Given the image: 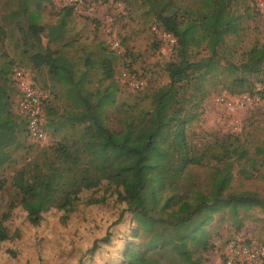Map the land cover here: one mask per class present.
<instances>
[{"label": "trees", "instance_id": "trees-1", "mask_svg": "<svg viewBox=\"0 0 264 264\" xmlns=\"http://www.w3.org/2000/svg\"><path fill=\"white\" fill-rule=\"evenodd\" d=\"M42 1L51 0H17L2 19L14 21L23 32L27 62L34 68L47 67L50 79L62 84L70 101L58 121H44L45 129L65 123L70 134L39 149L41 174L11 182V199L0 215V247L11 237L6 222L16 209L36 225L52 209L61 210L66 220L81 200L86 205L103 202L109 191L108 196L123 205L119 218L130 212L136 222L132 236L138 238V252L160 264H206L204 254L212 246L209 227L215 214L226 211L241 224L242 213L254 209L264 213V194L236 188L233 158L205 164L194 157L187 126L196 116L198 102L209 94L203 83L210 75L215 79L213 72H223L229 85L244 84L264 99V42L252 44L240 62L222 64L219 49L241 23L236 0H199L196 8L181 7L176 0H142L156 25L174 34L177 43L176 58L165 63L168 82L151 92V107H137L118 100L115 64L119 55L108 46L101 45L99 68L109 82L90 87L91 64L84 57L88 68L78 69V62L68 54L73 42L63 41L64 18L46 32L39 23ZM63 7L64 16L74 9ZM23 16L28 18L26 28ZM4 35L0 24V46ZM201 50L208 54L193 58ZM12 63L0 60V171L12 167L13 153L25 147L28 136L25 121L14 107ZM47 103L44 112L51 109ZM200 167L206 169L204 177L197 173ZM102 186L103 194L96 196L95 189ZM109 235L101 240L107 242ZM97 247L94 240L89 251ZM7 251L14 255L13 250Z\"/></svg>", "mask_w": 264, "mask_h": 264}, {"label": "rangeland", "instance_id": "rangeland-1", "mask_svg": "<svg viewBox=\"0 0 264 264\" xmlns=\"http://www.w3.org/2000/svg\"><path fill=\"white\" fill-rule=\"evenodd\" d=\"M16 1L0 0V24L5 29L0 60L13 62L11 70L16 67L25 69L36 84L49 90L47 108L51 109L44 112L43 121H58L59 116L70 108L62 84L50 79L47 67L34 68L27 62V54L22 52L25 46L23 32L14 21L2 19L15 8ZM176 2L181 7L196 8L199 5V0ZM254 3L255 0H236L235 8L242 16L241 23L238 32L228 35L219 49L222 64L226 60L240 62L252 44L264 42L261 18L253 10ZM40 13L39 23L45 26V32L50 25L64 18L67 31L63 41L73 42L68 54L78 62V69L87 67L83 59L88 58L91 65L87 76L92 82L91 88L109 82L102 77L99 57L101 45L109 47L105 27L110 25L123 48L115 64L118 100L137 107H151V92L168 82L165 63L176 58V50L153 30L156 19L147 12V5L142 0H87L83 7H75L67 16L63 15L64 7L57 0L42 1ZM22 18V25L26 28L28 18ZM42 44H47L45 33L42 34ZM60 44L51 43V46L55 48ZM207 54L206 50H201L193 58ZM122 71L140 76L146 86L140 90L131 89L121 78ZM214 73L215 79L210 75L203 83L209 94L198 102L196 116L187 126L192 155L205 164L224 157L233 158L236 188L264 194V99L249 91L244 84L229 85L223 72ZM244 96L249 100L242 103ZM219 97L231 105L220 102ZM67 126L65 123L48 126L46 139L41 142L27 136L25 147L13 153L15 163L0 171V182L4 181L0 192V215L11 199V182L41 174L44 168L39 149L48 148L70 134ZM27 146L32 147L27 149ZM205 170L200 167L197 173L204 177ZM104 190V186L96 188V196L102 195ZM105 194L107 198L103 202L86 205L85 200H81L66 220H62L61 210L52 209L37 225L16 209L6 222L11 237L0 247V264H160L141 250L138 252L135 246L138 238L132 236L136 222L131 213L125 212L119 218L123 205L117 203L114 196H108L109 191ZM241 218L242 223L237 224L226 211L215 214L209 227L212 246L204 254L206 264H224V245L238 237L264 243V213L254 209L242 213ZM107 233L110 234L109 240L103 242L101 238ZM94 240L98 247L90 252ZM8 249L13 250L14 255Z\"/></svg>", "mask_w": 264, "mask_h": 264}, {"label": "built area", "instance_id": "built-area-1", "mask_svg": "<svg viewBox=\"0 0 264 264\" xmlns=\"http://www.w3.org/2000/svg\"><path fill=\"white\" fill-rule=\"evenodd\" d=\"M62 6L83 7L87 0H57ZM253 10L261 18V25L264 31V0H255ZM153 30L166 39L172 47L177 43V38L170 31L157 25ZM108 35L109 48L117 54L123 50L121 40L115 36L110 25L105 27ZM11 78L16 88L15 111L22 117L26 124L27 135L30 139L41 142L46 139V129L44 127V107L49 100L50 92L46 88L36 84L27 71L16 67L12 70ZM121 78L125 84L133 90H140L146 86L143 78L128 71H122ZM220 102H225L223 97H219ZM249 100L244 96L242 103ZM231 105V102H225ZM222 258L224 264H264V243L255 240L238 237L230 240L223 247Z\"/></svg>", "mask_w": 264, "mask_h": 264}, {"label": "crops", "instance_id": "crops-1", "mask_svg": "<svg viewBox=\"0 0 264 264\" xmlns=\"http://www.w3.org/2000/svg\"><path fill=\"white\" fill-rule=\"evenodd\" d=\"M49 101V100H48Z\"/></svg>", "mask_w": 264, "mask_h": 264}]
</instances>
